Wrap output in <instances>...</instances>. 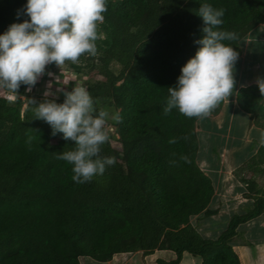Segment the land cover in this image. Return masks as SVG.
I'll use <instances>...</instances> for the list:
<instances>
[{
	"label": "trees",
	"instance_id": "1",
	"mask_svg": "<svg viewBox=\"0 0 264 264\" xmlns=\"http://www.w3.org/2000/svg\"><path fill=\"white\" fill-rule=\"evenodd\" d=\"M205 3L224 9L221 30L238 35L224 43L240 55V41L264 24V0L107 4V39L90 56L100 60L97 69L105 81L89 83L87 89L98 110L115 105L121 119L115 134L106 126L110 140L100 153L115 157L116 164L91 182L75 183L72 166L57 159L75 145L35 120L31 101L38 104L39 99H29L23 109L20 97L8 100L0 94V264H83L85 257L103 264L119 254L143 252L146 257L157 250L176 254L175 260L159 259L158 264H181L184 254L202 264H240L230 243L242 224L264 215V192H257L252 209L231 218L217 240L204 239L191 223L193 216L212 214L208 208L215 193L197 162L196 125L202 117L187 118L177 110L163 113L168 88L175 87L181 68L199 48L195 41L204 36L197 14ZM25 4L0 0V34L29 19H17ZM120 80L124 82L117 87ZM27 87L21 85L17 93L0 90L16 95ZM257 92L258 86H252L239 96L252 118ZM260 158L247 164V197L255 192L251 172L259 171Z\"/></svg>",
	"mask_w": 264,
	"mask_h": 264
},
{
	"label": "clouds",
	"instance_id": "2",
	"mask_svg": "<svg viewBox=\"0 0 264 264\" xmlns=\"http://www.w3.org/2000/svg\"><path fill=\"white\" fill-rule=\"evenodd\" d=\"M106 11L107 0H26L17 19H29L11 24L0 34V88L17 93L25 85L31 91L46 66L76 63L85 54L95 56L96 41L101 38L98 25ZM197 15L205 25L204 36L195 41L199 48L181 68L175 87L168 88L164 115L177 110L187 118L203 117L234 94L239 54L224 42L236 41L238 35L221 30L225 15L222 8L205 3ZM257 86L264 94V78L257 80ZM52 95L46 91L43 102L32 100L31 109L35 120L50 126L53 136L62 134L63 140L74 142L75 146L58 153L57 159L72 166L75 183H88L104 175L107 168L116 164L115 157L100 155L102 146L110 140L106 125L110 119L119 122L121 118L109 110H98L83 86L63 91L62 103L47 99ZM261 136L264 139V133Z\"/></svg>",
	"mask_w": 264,
	"mask_h": 264
},
{
	"label": "crops",
	"instance_id": "3",
	"mask_svg": "<svg viewBox=\"0 0 264 264\" xmlns=\"http://www.w3.org/2000/svg\"><path fill=\"white\" fill-rule=\"evenodd\" d=\"M240 48L235 65L234 94L199 119L196 125L197 162L211 179L215 193L208 208L212 214L203 212L193 216L191 223L208 240H217L228 228L231 218L252 209L257 192H264V139L261 136L264 122L255 123L252 115L239 103L241 90L257 86V80L264 78V24L250 31L240 41ZM256 156L261 157L263 163L258 172H251L255 192L252 197H247V184L243 178H248L247 164ZM239 173L243 174L240 176ZM230 245L240 264H264V215L242 224ZM116 256L103 264H117ZM159 259L169 262L176 259V254L157 250L146 257L155 264ZM181 264H202V259L184 254Z\"/></svg>",
	"mask_w": 264,
	"mask_h": 264
},
{
	"label": "rangeland",
	"instance_id": "4",
	"mask_svg": "<svg viewBox=\"0 0 264 264\" xmlns=\"http://www.w3.org/2000/svg\"><path fill=\"white\" fill-rule=\"evenodd\" d=\"M123 0H107V4H119ZM98 32L101 34V38L96 41V46L102 47L107 39L106 29L104 20L102 23L98 25ZM100 65V60L97 57H87L85 58V62H70L66 61L63 65L57 66L56 64H50L46 66L45 73L39 78L37 84L31 88V91H28V87L25 89L23 93L16 94L15 99L21 98L23 101V109L27 106V101L29 99H39L43 102L46 98L44 93L46 91H50L53 93L52 96L47 97V99H61L64 100L63 91H71L74 86H83L87 88L89 83H96L99 81H105V77L98 73V67ZM118 68L115 69V73L118 75ZM51 74V75H49ZM124 80L117 81L116 86L119 87L123 84ZM49 85L51 87L49 88ZM57 89H62L63 91H57ZM4 90H0V94L3 95ZM256 97H259L258 104L254 108L255 123H262L263 114H264V94L260 91L257 92ZM107 110L111 114H117L120 117V111L118 107L115 105L109 107ZM119 122L114 120H109L107 129L111 134H115L118 132ZM113 145L116 146L114 140H111ZM245 172V171H244ZM240 176L243 174L239 173ZM245 178V176H244ZM133 241L126 243V245H131ZM116 257L118 262L117 264H155L152 263L151 260H146V257L143 255V252H139V254H120ZM83 264H97L92 262L91 259L87 257L83 258ZM158 264V260H157Z\"/></svg>",
	"mask_w": 264,
	"mask_h": 264
},
{
	"label": "built area",
	"instance_id": "5",
	"mask_svg": "<svg viewBox=\"0 0 264 264\" xmlns=\"http://www.w3.org/2000/svg\"><path fill=\"white\" fill-rule=\"evenodd\" d=\"M5 92V91H4ZM2 96H4L6 99L8 100H14L15 99V95L12 93H4Z\"/></svg>",
	"mask_w": 264,
	"mask_h": 264
}]
</instances>
